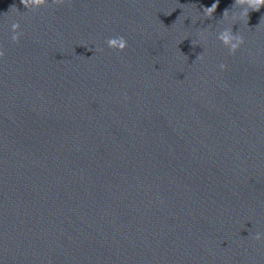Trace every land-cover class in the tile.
Instances as JSON below:
<instances>
[{"label": "water", "instance_id": "1", "mask_svg": "<svg viewBox=\"0 0 264 264\" xmlns=\"http://www.w3.org/2000/svg\"><path fill=\"white\" fill-rule=\"evenodd\" d=\"M234 4L0 0V264H264V8L230 54Z\"/></svg>", "mask_w": 264, "mask_h": 264}, {"label": "clouds", "instance_id": "2", "mask_svg": "<svg viewBox=\"0 0 264 264\" xmlns=\"http://www.w3.org/2000/svg\"><path fill=\"white\" fill-rule=\"evenodd\" d=\"M65 0H52V3L60 5L63 4ZM24 8L27 11L39 9L49 5V0H21ZM217 4L213 3L211 7L203 9L201 13L205 18H211L213 13L216 11ZM264 8V0H235L233 9H239V11H229L225 10L223 13V18L221 21L229 22L228 27H225L222 31L218 33L217 39L223 44L225 48L229 50L230 54H235L237 50L244 43V38L242 35L233 32V26L237 21H247L250 11H259ZM174 11V10H173ZM171 14V13H170ZM11 40L13 42H18L23 33L20 31V24L18 22H13L11 24ZM200 40H205L206 36L204 32L199 33ZM106 44L109 48L118 51H124L127 48V40L123 36H116L107 39ZM0 56H3V52L0 51ZM203 55L198 56L197 59L203 60ZM219 68L221 71L226 70L227 65L220 64ZM264 238V234L257 233L255 235L256 240H261Z\"/></svg>", "mask_w": 264, "mask_h": 264}]
</instances>
